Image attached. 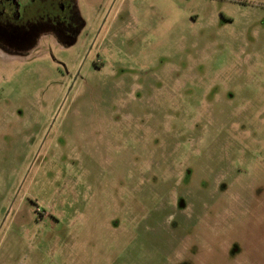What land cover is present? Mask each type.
<instances>
[{"label":"rangeland","instance_id":"374dc122","mask_svg":"<svg viewBox=\"0 0 264 264\" xmlns=\"http://www.w3.org/2000/svg\"><path fill=\"white\" fill-rule=\"evenodd\" d=\"M0 39V264H264V0H76Z\"/></svg>","mask_w":264,"mask_h":264},{"label":"flooded vegetation","instance_id":"af4514ba","mask_svg":"<svg viewBox=\"0 0 264 264\" xmlns=\"http://www.w3.org/2000/svg\"><path fill=\"white\" fill-rule=\"evenodd\" d=\"M83 25L76 0H0V39L18 47L53 29L75 37Z\"/></svg>","mask_w":264,"mask_h":264}]
</instances>
